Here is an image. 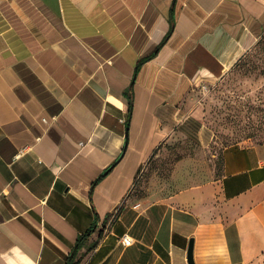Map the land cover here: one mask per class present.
Instances as JSON below:
<instances>
[{"label":"crops","instance_id":"crops-1","mask_svg":"<svg viewBox=\"0 0 264 264\" xmlns=\"http://www.w3.org/2000/svg\"><path fill=\"white\" fill-rule=\"evenodd\" d=\"M263 34L264 0H0V264H66L93 226L77 264H189L191 240L195 264H264V143L160 201L134 194L197 125L195 83Z\"/></svg>","mask_w":264,"mask_h":264},{"label":"rangeland","instance_id":"rangeland-1","mask_svg":"<svg viewBox=\"0 0 264 264\" xmlns=\"http://www.w3.org/2000/svg\"><path fill=\"white\" fill-rule=\"evenodd\" d=\"M183 113L196 114L197 125L177 130L150 158L135 184L137 198L155 193L151 200L160 201L203 184L220 175L224 149L264 143V34L224 76L195 83Z\"/></svg>","mask_w":264,"mask_h":264},{"label":"trees","instance_id":"trees-1","mask_svg":"<svg viewBox=\"0 0 264 264\" xmlns=\"http://www.w3.org/2000/svg\"><path fill=\"white\" fill-rule=\"evenodd\" d=\"M132 109H133L132 101H129V116H131L132 114ZM110 170L111 169H109L108 171ZM105 175L106 173L100 179H102ZM100 179L98 181H100ZM95 227L96 226H93L90 230H88L87 232H85L83 235H81L78 238L75 244V247L73 248V251L71 252L70 256L67 259L66 264H77L78 263L80 252L84 248L88 238L92 235L94 229H96Z\"/></svg>","mask_w":264,"mask_h":264},{"label":"water","instance_id":"water-1","mask_svg":"<svg viewBox=\"0 0 264 264\" xmlns=\"http://www.w3.org/2000/svg\"><path fill=\"white\" fill-rule=\"evenodd\" d=\"M188 263L189 264H195L194 261V241L191 240L189 249H188Z\"/></svg>","mask_w":264,"mask_h":264},{"label":"built area","instance_id":"built-area-1","mask_svg":"<svg viewBox=\"0 0 264 264\" xmlns=\"http://www.w3.org/2000/svg\"><path fill=\"white\" fill-rule=\"evenodd\" d=\"M121 243L127 247V246H131L133 244V240L132 238H130L129 236H124L122 239H121Z\"/></svg>","mask_w":264,"mask_h":264}]
</instances>
